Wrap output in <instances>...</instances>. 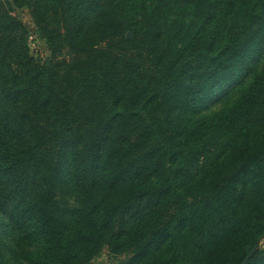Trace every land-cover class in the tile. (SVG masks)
I'll return each instance as SVG.
<instances>
[{
    "label": "trees",
    "instance_id": "obj_1",
    "mask_svg": "<svg viewBox=\"0 0 264 264\" xmlns=\"http://www.w3.org/2000/svg\"><path fill=\"white\" fill-rule=\"evenodd\" d=\"M257 245L247 264L264 0H0V264H242Z\"/></svg>",
    "mask_w": 264,
    "mask_h": 264
},
{
    "label": "rangeland",
    "instance_id": "obj_2",
    "mask_svg": "<svg viewBox=\"0 0 264 264\" xmlns=\"http://www.w3.org/2000/svg\"><path fill=\"white\" fill-rule=\"evenodd\" d=\"M17 14L19 15L21 21L29 29V32L31 34L30 46H31V50L33 54L39 59L47 58L49 55V51L44 41H42L38 36V33L36 31L35 22L30 14L29 9L27 7L19 9L17 11ZM258 69H260V64L256 67V70ZM251 78L252 76H250L243 83L242 87H244ZM236 92L237 90H233L229 95L224 97L222 100L210 104L208 108L203 109L202 113L210 114L212 112H215L221 109L224 105H226L232 99V97L235 95ZM118 259L119 257H115L111 255L107 250H104L90 264H117Z\"/></svg>",
    "mask_w": 264,
    "mask_h": 264
},
{
    "label": "water",
    "instance_id": "obj_3",
    "mask_svg": "<svg viewBox=\"0 0 264 264\" xmlns=\"http://www.w3.org/2000/svg\"><path fill=\"white\" fill-rule=\"evenodd\" d=\"M128 37H129V38L132 37V35H131L130 32L128 33ZM257 248H258V245L255 246V247L251 250V252L245 257V259H244V261H243L242 264H247V263L249 262V260L253 257V255H254L255 252L257 251Z\"/></svg>",
    "mask_w": 264,
    "mask_h": 264
}]
</instances>
